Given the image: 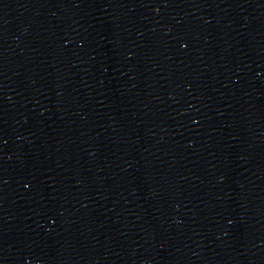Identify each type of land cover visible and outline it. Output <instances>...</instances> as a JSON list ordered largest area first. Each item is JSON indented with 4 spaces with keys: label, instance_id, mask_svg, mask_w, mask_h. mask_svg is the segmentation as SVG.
Listing matches in <instances>:
<instances>
[{
    "label": "water",
    "instance_id": "95a60500",
    "mask_svg": "<svg viewBox=\"0 0 264 264\" xmlns=\"http://www.w3.org/2000/svg\"><path fill=\"white\" fill-rule=\"evenodd\" d=\"M0 264H264V0H0Z\"/></svg>",
    "mask_w": 264,
    "mask_h": 264
}]
</instances>
